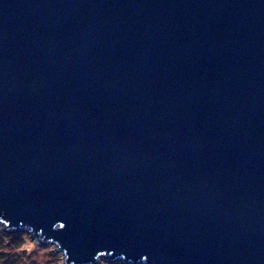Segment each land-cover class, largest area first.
<instances>
[{"label": "water", "instance_id": "water-1", "mask_svg": "<svg viewBox=\"0 0 264 264\" xmlns=\"http://www.w3.org/2000/svg\"><path fill=\"white\" fill-rule=\"evenodd\" d=\"M0 227L264 264V0H0Z\"/></svg>", "mask_w": 264, "mask_h": 264}, {"label": "rangeland", "instance_id": "rangeland-1", "mask_svg": "<svg viewBox=\"0 0 264 264\" xmlns=\"http://www.w3.org/2000/svg\"><path fill=\"white\" fill-rule=\"evenodd\" d=\"M0 264H63L51 244L34 241L27 232H4L0 227ZM98 264H121L100 259Z\"/></svg>", "mask_w": 264, "mask_h": 264}]
</instances>
